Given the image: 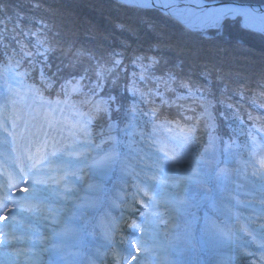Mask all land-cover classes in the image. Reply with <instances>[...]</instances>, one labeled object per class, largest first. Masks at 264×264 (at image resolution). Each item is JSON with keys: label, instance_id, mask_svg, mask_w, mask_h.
Here are the masks:
<instances>
[{"label": "snow or ice", "instance_id": "6c2138e0", "mask_svg": "<svg viewBox=\"0 0 264 264\" xmlns=\"http://www.w3.org/2000/svg\"><path fill=\"white\" fill-rule=\"evenodd\" d=\"M120 6L139 12L161 10L169 19L180 25L185 36L195 37L205 43L214 44L215 41H223L229 22L239 24L246 31L264 35V4L255 6L244 3L242 0L241 2L223 0L221 3H213L211 0H123ZM141 23L145 28L152 30L156 28L150 19L143 16H141ZM46 44L45 37L38 39L36 46ZM219 48L220 45L217 44V51ZM47 51L48 49L45 48V54ZM81 55L82 53L76 52L74 58L78 59ZM119 55L122 54L114 52L107 60L97 62L92 68V76L81 72L78 76L80 80H88L87 84L70 79L69 77L77 76L74 74L57 79L48 71L50 64L42 58L43 62L38 66L20 74L34 81L39 77L40 88L28 85V89L35 93L34 101L37 98L41 100V105L30 110L26 116L11 110L9 104L0 107V144H16V149L10 154V162L9 158L0 161V164L6 166L0 167V205H3L0 207V224L8 228L6 233L0 229V257L4 258L0 264H39V252L36 250L38 244L51 245L56 250L61 249L62 244L56 241H62L65 236L75 231L71 223L59 220L58 223L62 225L60 231L54 232L51 236L34 239L37 233L31 224V219L41 218L45 213L55 215V210L49 207V201L53 198L69 200L75 194L73 189L76 182L81 179L77 171L84 166H89V161H93L92 167L97 175L117 168L126 170L131 166L132 161L123 151L125 145L118 138L119 126L124 120L138 113L136 119L145 117L146 124L151 123L153 130L169 124L167 119H163L160 125L156 124V120H160L163 116V113L157 115L156 106L149 107L148 112L145 113L136 105L127 108L121 104L118 96L110 92L106 94V98L105 94H102L100 81L117 76L116 72L104 65L123 67L122 61L115 58ZM132 62L134 67H139L140 74L132 73L131 83L130 85L126 83L125 92L131 91L133 97L139 95L142 104H153L152 98L158 96L161 106L175 105L178 115L195 121L182 137V151L178 159L168 160L167 164L156 169L160 173L156 175L154 166L160 163L161 159L153 153L152 165L144 164L140 172L135 173L139 183L130 185L134 189L130 195L131 205L135 208L137 204H140L147 209L143 213V227L132 224V228L141 231L142 235L135 245L129 241V247L134 246L136 252L143 251L145 254L139 258L133 257L136 259V264H148L147 256L153 251L150 241L154 239V226L163 220L161 208L168 213L169 219L178 228H182L186 238L195 239L196 230H198L200 239L210 243L214 249L222 250L224 246H228L231 252L229 261H237L242 254L253 255L247 249L246 242L249 241L255 247L264 250V135L259 136L262 142L259 148L261 157L259 167L253 161V170L250 174L243 173L242 169H230L227 166L228 161L234 159L236 154L230 150L231 144L216 135L214 117L209 111L212 107L211 102L204 101L202 120L200 117H184V111L187 109L180 102L186 101L188 97L196 100L200 88L179 80L172 69H168L160 76H155L162 63V60H157L155 57L136 55L132 57ZM144 72H149L151 77H155L152 81L155 91L145 92L137 86L138 80L144 82L150 79L144 75ZM93 78L96 80L95 85L91 82ZM160 83H163L164 92L169 93L168 96L156 87ZM171 84H177L180 90L187 91L188 96L179 94L177 88L170 87ZM70 86L71 92L85 96L79 105L75 102L69 105L67 99L45 100L41 93V88L45 91L49 88L53 91L59 88L57 97L63 94L70 99ZM194 88L195 92H193ZM83 89H87V92L85 93ZM172 97L175 99L173 100ZM61 104H64L65 108H70L74 123L67 117L55 118L54 113L57 111L63 116L65 108H61ZM85 105L89 107L87 112L81 111V107ZM45 106L50 110L42 112L41 109ZM227 107L231 108L232 105ZM114 113L116 115H113ZM124 113L127 115L125 116ZM97 116L99 121L94 124ZM117 117L120 119L118 120ZM236 119L239 121V116H236ZM248 119L251 120L252 117L249 116ZM242 123L240 121L237 129L233 130V135L237 131L246 137L252 136L253 131L259 135L258 130L244 128L241 126ZM201 124L208 129L209 137L208 146L203 155H199L196 147L198 139L196 132ZM114 132L117 133L116 136L113 135ZM218 143L222 147H218ZM244 147L248 149L250 156L257 155L258 144L255 137ZM86 153H95V156ZM138 159L143 163L144 159H152V157H138ZM221 165L225 166L221 167ZM9 168L11 171L8 170ZM236 175H243V179L248 182L250 194L256 198L254 202L259 204V210H254L247 217L238 213L233 204L226 203L236 199L234 187ZM211 177H215L216 181L217 195L215 197L212 195L213 188L208 187ZM29 180L30 187H21L28 184ZM188 183L198 188L189 191ZM93 187L89 185V188ZM95 190L102 191V186H95ZM17 193L24 195L17 196ZM9 196H12V201H9ZM128 200L129 197L126 196L121 203L127 204ZM12 202L16 203L15 209L9 208ZM82 207L85 205H78L77 210L79 211ZM193 207L205 209L203 216L193 218L195 229L193 221L188 219L192 215L189 209ZM6 214L9 216V222L4 220ZM17 216L20 217L19 220ZM181 218L183 224L179 222ZM116 230L118 226L110 223L105 229V237L111 241L112 233ZM43 250L46 249H41ZM109 254L112 258L109 264H119L120 261L126 264L127 257L119 249L113 248L110 252L102 253L104 257ZM69 255L77 254L69 253ZM89 264H97V261L90 260ZM161 264L166 262L161 261ZM258 264H264V251L259 256Z\"/></svg>", "mask_w": 264, "mask_h": 264}, {"label": "trees", "instance_id": "16d2710c", "mask_svg": "<svg viewBox=\"0 0 264 264\" xmlns=\"http://www.w3.org/2000/svg\"><path fill=\"white\" fill-rule=\"evenodd\" d=\"M242 1L264 3V0ZM121 4L119 0H0V69L8 73L13 70L23 83L40 88L39 77L34 81L20 74L29 72L46 59L50 64L48 71L57 79L74 74L77 76L69 78L87 84L88 80H80L78 75L81 72L92 76V68L97 62L107 60L114 52L121 53L115 58L122 61L123 67L104 65L117 73L116 77L100 81L105 98L110 92L118 96L121 104L127 108L136 105L143 112H148L149 107L156 106L159 114H169L170 118L181 117L175 105L161 106L158 96L152 98L153 104H142L139 95L133 97L131 91H124L126 83H131L132 73L140 74L139 67L133 66L132 57H155L162 60L155 76L172 69L179 80L200 88L196 100L188 97L186 101L180 102L187 109L184 117H196L197 110H202L207 100L212 104L216 127L222 134L237 136L238 140L246 137L239 131L232 134L240 121L243 122L241 126L249 130L255 127L264 130V35L246 31L239 24L229 22L223 41L205 43L195 37L185 36L180 25L160 10L139 12L121 7ZM141 16L150 19L156 28H145ZM45 37L47 44L37 47V40ZM217 44L220 45L219 51L216 49ZM45 48L48 49L46 54ZM76 52L82 53L78 59L74 58ZM210 54L216 55L226 67L217 63L211 66L214 64L210 65L209 61V65H202L204 61L201 59L204 56L211 57ZM253 65H258L263 71L257 74L260 77L242 78V74H249ZM232 71L238 74L228 75L227 72ZM144 75L150 79L144 82L138 80L137 86L145 92L155 91L152 83L155 77H151L149 72H144ZM91 82L95 85V78ZM156 87L165 96L169 95L164 92L163 83ZM170 87L188 96L187 91L180 90L177 84H171ZM83 91L86 93L87 89ZM57 92L59 88L55 91L41 88L43 97L47 99H69L63 94L57 97ZM69 96L85 97L71 92V86ZM228 105L232 107L228 108ZM85 108L87 105L81 107ZM236 116H239V121ZM98 121L97 116L93 123ZM207 132L208 129L201 124L197 138H202Z\"/></svg>", "mask_w": 264, "mask_h": 264}, {"label": "rangeland", "instance_id": "374dc122", "mask_svg": "<svg viewBox=\"0 0 264 264\" xmlns=\"http://www.w3.org/2000/svg\"><path fill=\"white\" fill-rule=\"evenodd\" d=\"M210 56L211 57L204 56L201 59V61H204L202 65H211L217 63L218 65H221V67H226L225 64L217 59L216 55L210 54ZM207 61H209V64ZM211 66H215V64ZM227 73L228 75H230L231 73L238 74L233 71ZM258 73H263V71L258 65H253V67H251L249 71V74H242V78L254 79L258 76L260 77V75H257ZM13 75L14 76H11L7 71L0 69V107L4 106L5 104H9V107L13 111L26 116L30 110L39 107L42 102L38 98L34 101L33 97L35 93L28 89V84H22L18 76L15 73H13ZM84 99L85 97L83 96H77L72 100L70 99V101H72V103L75 102L79 105V102ZM11 101H14V103L10 104ZM60 107L65 108L64 104H61ZM87 109L89 110V107ZM49 110L50 109H48L47 106L41 109L42 112H47ZM209 111L211 112L212 110L209 108ZM54 116L56 119H63L64 117H67L69 121H72L73 123L75 122L73 119V113L70 108H65L63 116L59 111L54 113ZM136 116V113H134L132 117H129V119H126L124 121V124H120L121 126H119V134L128 136L129 150H126L125 153L132 161L131 166L126 170L117 168L113 171H106L102 174L97 175L94 168L92 167L93 161H89V166H84L77 171V175L81 179L78 180L75 184V188L73 189L75 194L72 195L69 200H57L53 198L49 201V207L55 210V215H53L52 213H45V215L41 218L31 219V224L37 233L34 239H40L44 236H51L54 232L60 231L62 225L58 223V221L65 220L66 222L71 223V225L75 228V231L72 234L65 236L62 241L57 240L56 242L63 243L69 247H75V241L81 232L80 224L82 222H84L85 224H90V221L94 214H96L97 211H99L101 208V204L103 203L102 201H104L101 197V194L103 188L107 189L106 181L110 178L108 177L104 179L107 174H110L111 176L114 171H116L117 173L114 178H110L111 182L108 187L109 189H112L113 193L112 197L108 200L109 208L107 209L106 213L111 214L112 211L119 213L122 212L121 209H123V207L121 206V201L123 200L122 196L125 194V196L128 197L129 192H132L134 190L130 187V185L139 183V181L136 179L135 173L140 172V169L144 167V164L152 165V160L154 159L153 153H156L161 159V162L154 166V174L156 175H160V173L156 171V169H159L163 165L167 164L168 160H171L173 158L178 159L180 157L182 151V137L186 134V132L179 131V129L181 128L180 126L169 123L163 128L157 127L155 130H153L152 124H150L152 129L150 132V137H146L144 133L145 127L141 122V118L137 120ZM156 124L160 125L157 120ZM214 126L216 127L215 120ZM136 134L141 135L142 140H147L148 142L144 143V141L138 140ZM113 135L116 136V134ZM216 135L222 137L226 142L231 144L230 141L232 140L226 139L221 135V133L216 131ZM259 136L260 135L256 134L248 136L247 144L253 137H255V139L257 140V155L254 157L249 155L248 149L246 147L240 148L235 144H231L232 147L230 150L236 155L234 159L228 161L227 166L230 169H242L243 173L250 174L253 170V161H255L257 167H259V160L261 158L259 154V148L262 143L259 140ZM208 139L209 137L207 136V140L202 144V146L199 147V149L197 148L199 155L204 154V150L208 146ZM3 146L6 145L0 144V148ZM218 147L222 146L218 143ZM130 148L132 149V151L130 150ZM134 149L137 152H135ZM86 154L95 156V153ZM144 156L152 157V159H144L143 163H141V160L138 159V157L143 158ZM197 158H199V156H197ZM245 162H247V164H245ZM224 166L225 165H221V167ZM234 180L236 199L234 201H226V203L233 204L238 213H242L244 217H247L254 210H259V204L254 202L256 198L250 194L248 182L243 179V175H236L234 177ZM30 183L31 181L29 180L28 184L21 185V187H30ZM89 185H92L94 187L89 188ZM97 185L102 186V191L95 190V186ZM215 185V177H211L208 182V187L213 188L212 195L214 197L217 195ZM187 186L189 191L198 188V186L191 183H188ZM199 190L204 191V189ZM16 195L22 196L24 194L17 193ZM130 202L131 201L129 198L128 203L130 204ZM78 205H85V207H82L78 211ZM141 207L143 208V206L140 204H137L135 208L132 206V213H138ZM15 208L16 203L14 202V204L11 206V209ZM143 209L145 210V212L147 211V209ZM160 211L163 213V220L156 223L154 226V239L150 241L153 251L147 256V260L148 262H150L148 264H161V261L166 262V264H222V262H224V264H255L252 260V257L244 254H242L237 261H229V258L231 256L230 248L228 246H224L222 250L214 249L210 243H206L205 240L200 239V233L198 230H196V233L199 236L198 239L186 238L184 236L182 228H178L176 224L169 219L168 213L164 212L163 208H161ZM204 211L205 209H203V207H193L189 209V212H191L192 215L188 217V219L190 221H193L194 229L196 225L193 218L203 216ZM19 218L20 217L17 216V220H19ZM104 218L105 216L102 218H97V220L95 221L96 224H93V227H91V229L97 230L99 228H102V222ZM112 218H115L114 214H112ZM137 218V220H127V222L124 223L122 219L121 221L123 224H126L125 226H127V224H140V222L143 221V215L139 212L137 214ZM4 220L5 222H9V216L6 215ZM179 222L183 224V219L181 218ZM229 223H231V219H229ZM143 224L144 221L141 227H143ZM128 229L131 230V228H127V230ZM7 231L8 228L4 232L6 233ZM135 232L137 235V239L139 240L142 233L141 231L136 229ZM138 240L132 241L133 245H135V242H138ZM249 243V246L253 245L251 242ZM95 247V243L88 245L86 247V252H94ZM127 247H129V245ZM131 248L134 249L135 247L133 246ZM41 249L46 250L41 251ZM36 250L39 252V264L44 259V255L47 258V253L51 251H63L62 248L60 250H56L53 249L51 245L44 244H38ZM248 250L253 254L256 253L251 248H249ZM143 255L145 254L142 251L137 256V258ZM86 257L87 256H85V258ZM85 258H83L82 260H84ZM3 261L4 258L0 257V262ZM54 261H56L54 264H71L72 262H75L77 260L71 261L68 259V257H64ZM135 263L133 262L132 264Z\"/></svg>", "mask_w": 264, "mask_h": 264}, {"label": "water", "instance_id": "95a60500", "mask_svg": "<svg viewBox=\"0 0 264 264\" xmlns=\"http://www.w3.org/2000/svg\"><path fill=\"white\" fill-rule=\"evenodd\" d=\"M211 2H213V3H221V2H223V0H213ZM237 2H241V1L237 0ZM244 3L252 4V5H255V6H260V5L264 4V3L261 4V3H253V2H244ZM161 12L164 13L163 11H161Z\"/></svg>", "mask_w": 264, "mask_h": 264}, {"label": "bare ground", "instance_id": "6f19581e", "mask_svg": "<svg viewBox=\"0 0 264 264\" xmlns=\"http://www.w3.org/2000/svg\"><path fill=\"white\" fill-rule=\"evenodd\" d=\"M14 150L16 149V146L13 148ZM237 208V207H236ZM95 256V255H94Z\"/></svg>", "mask_w": 264, "mask_h": 264}]
</instances>
